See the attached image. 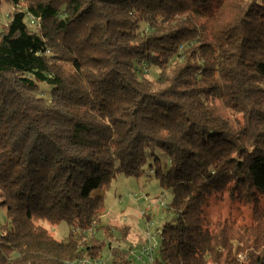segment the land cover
Returning <instances> with one entry per match:
<instances>
[{"label":"trees","instance_id":"obj_1","mask_svg":"<svg viewBox=\"0 0 264 264\" xmlns=\"http://www.w3.org/2000/svg\"><path fill=\"white\" fill-rule=\"evenodd\" d=\"M6 1L0 264L102 262L97 192L147 168L176 217L155 264H264V0ZM225 195L255 224L211 220Z\"/></svg>","mask_w":264,"mask_h":264},{"label":"rangeland","instance_id":"obj_2","mask_svg":"<svg viewBox=\"0 0 264 264\" xmlns=\"http://www.w3.org/2000/svg\"><path fill=\"white\" fill-rule=\"evenodd\" d=\"M12 12L13 7L6 0H0V31L9 23ZM41 88L51 91L50 86L41 85ZM158 155L163 162H168L161 151ZM97 193L104 196L101 225L110 229L109 233L104 229L95 231L99 244L104 247L102 263H111L110 247L125 250L134 264H141L139 257L144 248L150 246L155 247L154 258H159L164 225L176 220L173 212L168 210L172 190L150 176L147 168V174L139 177L118 174L109 186ZM260 206L264 207V199ZM253 211L251 205L233 201L225 195L221 201H211L208 217L213 221H233L234 227L238 228L255 224ZM8 224L6 208L0 207V228ZM38 224L58 241L64 240L70 231L66 222L54 226L47 221Z\"/></svg>","mask_w":264,"mask_h":264},{"label":"built area","instance_id":"obj_3","mask_svg":"<svg viewBox=\"0 0 264 264\" xmlns=\"http://www.w3.org/2000/svg\"><path fill=\"white\" fill-rule=\"evenodd\" d=\"M154 252H155L154 246L144 248L142 255L139 257L141 264H155ZM144 258H146V260H144ZM67 264H103V263L101 261L80 260L76 262H68Z\"/></svg>","mask_w":264,"mask_h":264}]
</instances>
